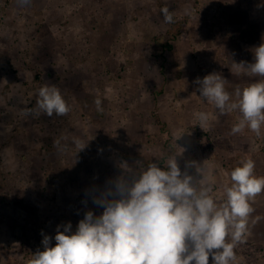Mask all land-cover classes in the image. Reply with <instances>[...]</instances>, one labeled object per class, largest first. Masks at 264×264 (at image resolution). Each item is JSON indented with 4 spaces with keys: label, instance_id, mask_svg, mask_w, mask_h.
Segmentation results:
<instances>
[{
    "label": "rangeland",
    "instance_id": "rangeland-1",
    "mask_svg": "<svg viewBox=\"0 0 264 264\" xmlns=\"http://www.w3.org/2000/svg\"><path fill=\"white\" fill-rule=\"evenodd\" d=\"M164 1L182 22L177 37L160 13ZM261 43L264 0H0V264H30L42 233L54 245L57 225L70 221L74 232L86 211L102 213L91 193L124 162L159 160L167 139L184 149L182 172L201 178L195 166L185 169L194 161L214 179L218 202L242 160L264 176V126L260 136L233 134L241 113L221 115L195 83L219 73L236 100V88L264 79L235 67L254 62ZM42 86L61 92L67 115L36 114ZM199 112L209 117L203 128ZM251 206L235 264H264V192Z\"/></svg>",
    "mask_w": 264,
    "mask_h": 264
},
{
    "label": "clouds",
    "instance_id": "clouds-1",
    "mask_svg": "<svg viewBox=\"0 0 264 264\" xmlns=\"http://www.w3.org/2000/svg\"><path fill=\"white\" fill-rule=\"evenodd\" d=\"M28 2L20 0L22 5ZM161 12L166 23L173 22L168 7ZM253 55L252 63H235L237 75L264 78V43L253 49ZM195 83L200 96L221 115L241 113L233 134L247 128L261 135L264 79L236 88V100L219 73L198 77ZM37 96V115L65 116L70 111L54 86H42ZM94 103L98 111L103 110L99 97ZM196 117L202 128L209 120L204 112ZM183 152L182 148L171 154L162 167L158 161L137 168L122 163L120 175L91 193L102 213L86 211L74 232L70 221L57 225L54 245L53 238L42 233L43 250L36 251L30 264H209L210 257L211 264H235V248L246 237L254 211L251 201L264 192V176L255 174L253 159L242 160L230 173L231 184L224 186L223 202H218L210 194L215 181L205 177L200 165L186 162L185 169L195 166L201 178L182 172L177 156Z\"/></svg>",
    "mask_w": 264,
    "mask_h": 264
},
{
    "label": "trees",
    "instance_id": "trees-1",
    "mask_svg": "<svg viewBox=\"0 0 264 264\" xmlns=\"http://www.w3.org/2000/svg\"><path fill=\"white\" fill-rule=\"evenodd\" d=\"M160 6H162L161 9L166 7L167 6L166 2L163 3V4L161 2ZM168 7H169L168 8L169 10L172 9V8H176V6L172 7V8L170 6H168ZM159 12H160V9H158V12H156V13H159ZM160 13H162V12H160ZM173 16H175V15H173ZM174 18L176 20V17H174ZM173 24L174 25H173V30H172V34H173L172 36L173 37H177V35L179 36L182 33V29H183V27H181L182 26V22L181 21H173ZM159 41L162 43L161 45H162L164 51L172 49V47H173L172 45L173 44L171 43L170 40H169V42H168V40H166V42H165L163 39H159ZM156 91H157V93L162 92V91H164V87H162V88H160V89H158ZM155 118H156V122L158 124H160V126H161L160 129L166 130V129L163 128V126L165 125V122L161 118L160 114H156ZM175 151H176V149L173 146L171 140L167 139L165 145H163V155H162V157L159 160L151 161V163L158 161L161 164V166H163L165 164V162L167 161V159L170 157V155L173 154Z\"/></svg>",
    "mask_w": 264,
    "mask_h": 264
},
{
    "label": "bare ground",
    "instance_id": "bare-ground-1",
    "mask_svg": "<svg viewBox=\"0 0 264 264\" xmlns=\"http://www.w3.org/2000/svg\"><path fill=\"white\" fill-rule=\"evenodd\" d=\"M136 6H137V4H136ZM133 8V7H132ZM142 8H145V7H142ZM145 10V9H144ZM141 12H143V11H141ZM153 14V13H152ZM137 16V18H138V15H136ZM151 17V16H150ZM153 17V16H152ZM144 18V17H143ZM139 19V18H138ZM150 21V20H149ZM135 43V42H134Z\"/></svg>",
    "mask_w": 264,
    "mask_h": 264
}]
</instances>
